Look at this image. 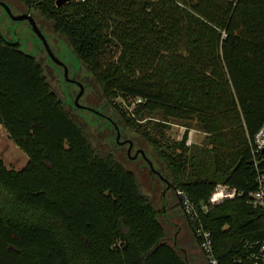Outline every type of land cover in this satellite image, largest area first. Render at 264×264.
Wrapping results in <instances>:
<instances>
[{"label":"trees","instance_id":"obj_1","mask_svg":"<svg viewBox=\"0 0 264 264\" xmlns=\"http://www.w3.org/2000/svg\"><path fill=\"white\" fill-rule=\"evenodd\" d=\"M18 1L65 40L99 88L90 107L103 115L61 98L38 57L0 35V124L27 155L18 170L0 158V264H209L177 192L196 208L218 264H252L264 242V202L249 199L264 168V149L249 145L264 122V0ZM144 114L191 120L204 143L189 148L184 133L162 144L139 125ZM106 116L151 147L201 262L191 245L167 240L166 201L157 208L91 140L94 127L113 132Z\"/></svg>","mask_w":264,"mask_h":264},{"label":"rangeland","instance_id":"obj_2","mask_svg":"<svg viewBox=\"0 0 264 264\" xmlns=\"http://www.w3.org/2000/svg\"><path fill=\"white\" fill-rule=\"evenodd\" d=\"M5 1L14 4L13 11H15V13L19 14L22 11L26 12L23 4L18 0ZM1 11L2 9L0 8V13L3 12ZM32 16L35 18L38 26L41 24L40 29L44 32L51 49L55 51L58 48L57 56L59 59L68 65L70 69L77 70V72H79L78 70L81 66L77 62L75 55L69 46L65 44V40L52 30L51 23L42 18L36 12H33ZM0 31L7 35L10 39L18 41L20 43V47L23 50L38 57V59L43 63V69L51 86L61 98L68 100V97L73 98V96H75V93L78 91L77 85L65 81L66 79L64 78L63 72L61 71V67L55 65L53 61L48 59L46 50L43 47L40 39L31 30L30 25L26 20L17 21L0 17ZM80 81L85 85V90L81 95L79 103L86 106H91L92 101H98L99 99L101 100L102 95L99 88L90 77H86L84 71H82ZM67 91H70L72 95L68 96ZM128 99L129 105L127 107L128 109H132L135 101H133L131 98ZM116 100L117 103H119V105L123 108L128 104L127 99L125 98L117 97ZM138 122L141 127H145V129L150 132V135L154 139L160 141L162 144L169 143V145H171L176 143L181 140L184 133L186 135L184 143L189 146V148H192L193 146L200 147L204 143V134L196 128L193 121L191 120L170 118L161 119L159 114H144L141 119H138ZM118 129L120 130L119 126ZM115 136V129H113L112 132L111 130L107 131L106 129L105 131L103 128L94 127L90 131L91 140L95 144L113 152L127 169L134 172L135 178L137 179L140 187V191L143 194L149 195V197L154 200L155 206L157 208H162L163 199L166 201V205L164 207L165 216L161 215L160 220L165 229L167 240L172 243V239L174 238L177 242H185V244L191 245L192 248L189 250L190 257H192L197 263L201 262L203 257L191 238L190 230L188 229L185 219L181 215L179 209L180 207L178 204L175 205L177 200L176 196L171 190L164 189L165 184L163 181L156 177L154 172L149 170L147 163L141 155L137 154L134 158L132 157L135 154L136 149L140 148L144 150L143 152L146 154L144 155L152 161L151 164L156 170L158 167H161V164L156 162L155 154L152 152L151 147L142 140L140 135L128 130L127 128H124V139H131L134 144L130 154H128V145L116 144ZM0 158L8 168L15 170L23 167L27 161V155L8 137L5 128L1 124ZM149 171L152 175L149 174ZM161 193H163L162 199H160Z\"/></svg>","mask_w":264,"mask_h":264},{"label":"built area","instance_id":"obj_3","mask_svg":"<svg viewBox=\"0 0 264 264\" xmlns=\"http://www.w3.org/2000/svg\"><path fill=\"white\" fill-rule=\"evenodd\" d=\"M136 101H139V99H137ZM249 145L252 154L264 149V122L252 135L251 139L249 140ZM257 163L254 162L255 165ZM254 181L255 188L249 193V199L253 204H261L264 202V168H262L260 171H257ZM177 193L180 198L179 203L181 210L187 220V223L191 225L198 239L199 249L202 251L209 264H218L217 260L213 257L212 254V242L209 237V233L198 221L196 208L183 193ZM202 209L204 210V207H202ZM252 264H264V242L260 244L258 252L254 255Z\"/></svg>","mask_w":264,"mask_h":264},{"label":"water","instance_id":"obj_4","mask_svg":"<svg viewBox=\"0 0 264 264\" xmlns=\"http://www.w3.org/2000/svg\"><path fill=\"white\" fill-rule=\"evenodd\" d=\"M66 1H69V0H56L55 3L57 6H60L62 3L66 2ZM0 5L10 14L11 18L13 20H26L28 22V24L30 25L32 31L37 35V37L40 39L42 45L44 46L47 54L49 55V57L54 60L55 62H57L58 64L62 65L63 66V75H64V78L67 80V81H70V82H76V84L78 85L79 87V91L78 93L76 94L74 100H73V103L76 107L78 108H84V109H87V110H91V111H94L95 113H98V114H101L98 110L90 107V106H86L84 104H81L79 103V98L80 96L82 95L83 93V85L78 82V81H75L71 78L68 77V71H67V68L66 66L58 60V58L54 55V53L52 52V49L47 41V38L45 37L44 33L42 32V30L38 27L36 21H35V18L32 16L31 13L29 12H22V13H19V14H13L10 9H9V6L7 3H5L4 1H0ZM103 115V114H101ZM109 121H111V123L113 124L114 126V129L116 130V136H115V142L117 144H125V143H128V147H127V153L130 154L131 152V149L133 147V141L131 139H120V136H121V133H120V130L118 129V126L117 124L111 120V118H107ZM141 155L143 157V159L145 160V162L147 163L148 165V168L150 171L154 172V173H157L156 170L153 168L150 160L144 155V152L142 149L138 148L136 149L135 151V154L132 156L133 158L137 155Z\"/></svg>","mask_w":264,"mask_h":264},{"label":"flooded vegetation","instance_id":"obj_5","mask_svg":"<svg viewBox=\"0 0 264 264\" xmlns=\"http://www.w3.org/2000/svg\"><path fill=\"white\" fill-rule=\"evenodd\" d=\"M0 1H4L5 3H7L8 4V6H9V9H10V11L13 13V14H17V13H15V11H13V8H14V4H12V3H10V2H7V1H5V0H0ZM0 8L2 9V13H0V17H3V18H7V19H11V20H13L12 18H11V16H10V14L0 5ZM23 12V11H22ZM22 12H20V13H22ZM0 35H2V36H4V37H6V38H8V39H10L7 35H5L4 33H2L1 31H0ZM45 35V34H44ZM46 37V36H45ZM44 47V46H43ZM57 50H58V48L54 51L53 49H52V52L54 53V55L58 58V60L59 61H61L60 59H59V57L57 56ZM46 54H47V52H46ZM47 57H48V59H50L51 61H53V63L55 64V65H57V66H59V67H61V71L63 72V66L62 65H60V64H58L57 62H55L54 60H52L49 56H48V54H47ZM62 62V61H61ZM63 63V62H62ZM65 66H66V68H67V71H68V77L69 78H71V79H73V80H75V81H78V82H81L80 81V73H81V71L79 70V72H75V73H73V70H71L70 69V67L68 66V65H66L65 63H63ZM66 82H68V83H72V84H75V85H77L76 84V82H70V81H67V80H65ZM81 84L83 85V92H84V90H85V86H84V84L81 82ZM77 87H78V85H77ZM67 88H68V86H67ZM67 90H69V89H67ZM78 91H79V87H78ZM78 91H77V93H78ZM68 92V96H71L72 94L70 93V91H67ZM77 93H75V96H76V94ZM83 94V93H82ZM75 96H73V98H71L72 100H74V98H75ZM80 98H81V96H80ZM80 98H79V100H80ZM93 108V107H92ZM107 118H108V116H106ZM121 140L122 139H124V137L122 136V134H121ZM126 139V138H125ZM121 145H128V143H125V144H121ZM133 147H134V144H133ZM132 147V148H133Z\"/></svg>","mask_w":264,"mask_h":264}]
</instances>
